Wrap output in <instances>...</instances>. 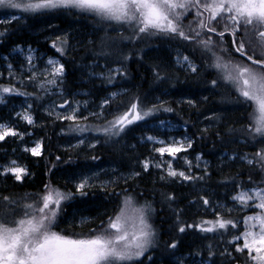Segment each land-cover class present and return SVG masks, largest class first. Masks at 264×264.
<instances>
[{"label":"snow or ice","instance_id":"6c2138e0","mask_svg":"<svg viewBox=\"0 0 264 264\" xmlns=\"http://www.w3.org/2000/svg\"><path fill=\"white\" fill-rule=\"evenodd\" d=\"M0 8L15 9L22 14L34 16L70 15L75 12L77 15L92 17L103 25L104 29L112 28L117 31V37L108 36L105 31V36L101 39L100 51L94 53V62L87 65V68L102 66L99 63L100 59L112 58L115 53L108 49L117 42H127L135 46L137 42L144 43L148 39L157 37L184 43L194 54L199 53L201 63L198 65L188 55L181 53L176 57L177 65L191 73H196L200 67L214 70L216 78L210 81L213 88H216L218 83L230 86L237 94L235 103L252 107V111L248 114L249 123L240 129H230V131L240 132L246 142L264 143V0H0ZM190 15L192 19L185 24V20ZM21 18L22 16L12 15L7 21L0 20V23H12ZM6 31L5 29L4 32H0V37H3ZM226 36L231 42L233 51L247 63L235 61L228 55ZM52 47L60 56H65L69 50L67 34L53 40ZM13 51H23V48L17 46ZM250 51L252 55H249ZM257 54L260 56L259 59L255 58ZM226 56L228 58H225ZM131 58V54L117 55L118 66L109 68L105 72L88 71L87 75L100 77L106 83L112 84L118 76H127L125 65ZM26 60L30 73L27 77L28 81L44 89L46 93L51 92L55 87L62 94L61 85L66 70L59 59H48L47 66L41 72L35 70L34 56L31 52L26 56ZM9 68L11 69V65ZM9 76H14L11 70ZM155 76L157 80L168 78L167 75L162 76L160 71H156ZM5 94L32 95L21 91L15 85H0V103L7 102ZM119 95L120 93L116 92L110 93L109 98L100 105V112L89 115L94 118L102 117L104 109ZM83 105L86 107L87 102H83ZM57 107L69 109L67 115L57 114L56 118L72 122L70 124L72 132L80 134L95 132L107 139H113L120 137L132 125L154 115L163 106L146 107L139 97H135L125 111L114 115L101 126L84 123L89 117L78 115L81 108L79 101L65 99ZM30 110L29 104L16 115L27 124L35 125V118L30 114ZM163 110L173 111L171 108ZM49 115H52L51 111ZM161 124L163 125L164 122L161 121ZM26 134L28 133L0 123V142L8 137L23 141ZM144 139L154 145L152 150L158 153L161 159L159 162L145 159L141 162L143 171L147 172L150 167H155L163 169L166 177H178L189 182L205 179L204 176L191 173L192 162L186 157L181 158L188 165L189 172L172 167V161L177 155L187 152L192 147L193 141L190 138L168 142L153 136ZM34 143V147H25L23 150L32 156H42L43 141ZM79 143L83 144L84 140L81 139ZM156 144L161 146L155 147ZM89 147L95 145L90 144ZM166 153L170 157L168 160L163 159ZM200 159L197 156V160ZM240 159L258 171L261 179L253 181L250 175L248 180L251 187L244 188L237 184L238 191L230 197L234 206L224 207L222 210L224 213H232L239 208L240 211L252 210L253 214L230 219L213 208L214 220L180 226L178 231L183 233L188 229H196L201 233L223 236L231 229L243 227V231L232 235L227 243L234 246L236 253H246L245 264H264V148L258 149L253 154H246ZM7 175H11L15 181L22 182L24 177L31 173L26 166L11 160L7 165L0 164V177ZM98 175L94 173L92 176L82 177L75 185V193L64 192L50 184H45L43 194H37L36 199L30 195L19 198L0 195V264H136L142 261L146 253H150V250L156 247L157 234L150 222V215L154 209L150 204L138 205L130 195L124 196L118 211L106 221H101L99 231L92 229V234L89 236L65 235L62 231L55 230L64 212V203L76 195H88V190L96 187L90 181ZM139 175L140 173H135V176ZM166 177L162 176L161 179ZM166 199L173 200L175 197L168 196ZM200 199L204 206H209L207 198ZM217 208H220V205H217ZM87 222L86 218L81 220L82 224ZM177 246L178 242L168 245L170 249H176ZM208 248L209 257L217 254L212 251L211 245ZM189 255L195 257L200 253L193 252ZM220 255L235 259L232 252L227 249H224ZM146 258L151 260L152 256L149 254ZM177 264H184L183 259H178Z\"/></svg>","mask_w":264,"mask_h":264},{"label":"trees","instance_id":"16d2710c","mask_svg":"<svg viewBox=\"0 0 264 264\" xmlns=\"http://www.w3.org/2000/svg\"><path fill=\"white\" fill-rule=\"evenodd\" d=\"M44 16L35 15L25 23L20 21L0 23V32L7 30L6 34L0 37V41H2L0 42V65L5 61L3 56L9 54V49L12 46L24 44L31 40L36 41L39 38L37 35H31V28L45 24L49 17ZM60 16L58 19L61 21ZM81 17L82 15L76 14L74 20L76 22L88 21L86 18L81 20ZM189 18L191 19V16ZM109 29L113 30L112 28ZM102 34L101 31L97 36L100 37ZM115 36L117 37L118 34L116 33ZM96 38L75 49V51H68L63 58L66 67L65 78L67 83L71 85L69 90L74 91L82 86L87 87L90 96L94 98V102L90 106L92 109L98 106L96 102L108 91V84L101 81L102 79L93 80L89 84L82 82L85 76V66L94 60V53L100 51L99 42ZM225 40L228 41L226 47L230 54L247 63L233 51L227 36ZM118 44L123 48L118 49ZM40 45L43 49L47 48V43ZM168 45L191 50L180 41L157 37L148 39L144 43L137 42L135 46L127 42H118L112 45V51H115V55L131 54L132 56L126 62L125 69L127 72L125 77L128 80L124 85L127 86L128 90L115 99L110 111L106 110L105 112L107 116L101 118L99 123L95 122L94 117L89 116V110H83L82 116L89 117L84 123L91 126H101L105 124L106 120H110L114 115L125 111L127 105L135 97H139L144 106L150 107L159 105L155 104L156 97L164 93L165 89L173 91V94L165 97L164 105L160 104L163 106L160 111L132 125L120 137L107 139L95 132L84 134L72 132L70 130L71 123L46 115L37 105L36 123L28 126L25 131L29 133L28 138L43 141V155L36 157L24 152L23 161L31 175L25 176L22 182L15 181L11 175L0 177V195L16 198L30 195L36 199L37 194H43L45 184H50L64 192L75 193L76 187L72 185L71 177L79 169L90 164L106 162L116 165L122 170L139 169V161L151 154H149V145L140 143L138 135L146 130L144 126L147 123L156 119V115L158 117L159 113L165 112L164 108L173 109V111H166V114H170L186 125L187 134L193 141V153L202 152L206 157L213 160V154L219 155L226 149L237 150L236 146L249 154H253L255 149L264 148V143L249 146L248 144L245 146L237 145L238 140L245 139V137L238 131H230V129H240L249 123L248 114L252 111L251 105L244 106L235 103L237 94L230 86L218 83V86L213 88L210 81L216 78V74L209 69L200 67L197 74H189L182 73L180 69L175 68L172 61L173 53L168 51ZM49 49L55 50L50 47ZM53 52L57 54L56 50ZM149 53H154V55L149 56ZM108 62L110 63V61ZM156 71H160L162 76L167 75L168 78L157 80ZM98 82L100 83L98 84ZM195 87L197 89L194 91L193 88ZM190 93H193L194 99L197 100L196 106L190 107L185 103H178L180 97L185 94L189 96ZM200 96L204 99H198ZM16 101L15 96L11 95L8 101L0 107L1 120H9L11 117L9 109L15 105ZM208 115L210 116L207 117ZM203 118H206L208 122L204 123ZM206 125L207 127H205ZM63 129H65V133H62ZM85 134L98 137L99 142L95 144V147L72 148L67 146L69 140ZM11 147L8 139L0 142V162L7 157ZM57 157L60 159L58 160ZM139 173V176L122 180L110 186L93 187L88 190V195H76L73 199L66 201L63 205L64 212L60 216L58 227L55 230L62 231L65 235L89 236L92 234V229L99 231L100 222L106 221L109 216L115 214L124 196L130 195L138 204H150L151 208L154 209L150 215V222L157 234L156 247L150 250V253H146V257L150 254L152 259L148 260L145 257L136 264H171V259L176 254L198 251H201L202 256L214 264H245L244 255L246 253H236L234 246L227 243L232 235H237L242 231V227L231 229L229 233L223 236L214 233H201L196 229H188L181 233L178 228L189 224H198L203 220H214L215 214L210 210L212 201H230V197L237 191V184H240L241 187L252 186L248 180L250 175L253 181L261 179L258 171L240 161L228 162L221 166L215 164L205 171L195 173V175L204 176V180L183 183H164L153 169ZM200 185L207 186L212 193H197V187ZM168 196H174L175 199L168 200L166 199ZM201 197L209 200V206L203 205ZM201 209H206L207 212ZM221 215L225 218L236 219L241 216V212H222ZM85 218L88 222L82 224L81 220ZM173 242H178L176 249L168 247ZM209 245H211L212 251L217 253L215 256L209 257ZM224 249L232 252L235 259L221 256L220 253Z\"/></svg>","mask_w":264,"mask_h":264},{"label":"rangeland","instance_id":"374dc122","mask_svg":"<svg viewBox=\"0 0 264 264\" xmlns=\"http://www.w3.org/2000/svg\"><path fill=\"white\" fill-rule=\"evenodd\" d=\"M0 13H1L0 20L2 21H7L8 19H10L12 15H16V16H22V18L17 21H20L23 23L28 22L31 19V17L34 16L31 14H22L19 10L4 9V8H0ZM70 15H63V14L45 15L44 17H47V16L49 17L48 21L45 24H40L39 26H36L33 29L31 28V35L39 36V38L36 39V41L31 40L24 44L23 43L16 44L9 49L10 51L8 55L3 56L5 61L0 65V73L3 74V75H0V80H1L0 85H5V86L15 85V87L19 88L21 91H26L28 93H31L32 95L30 96L13 95L15 96L17 101L15 102V105H12L11 108L9 109L11 117H9V120L0 119V123L8 124L9 126L16 128L20 132L26 133L25 129H27L28 126H32V125L27 124L23 119H21L20 117H17L16 113L22 112L29 104L31 105L30 114L34 116L35 122H36V114H37V110H36L37 105H39V108L40 110H42L43 113H45L48 116H53L55 118L57 114H61V115L68 114L69 112L68 108L57 107L59 104H62L65 99H67L68 101L81 102V108H80L78 115L82 116L83 110L88 111L90 109V106L94 102V98L90 96V91L87 87L82 86L80 88H76V90L74 91H70L69 88L71 85L68 84L66 81V78H64L63 84L61 85L62 90H63L62 94L60 93V90L55 87L51 89V92L46 93L44 89L34 86L33 82L27 80V77L30 75V73L28 71V64H27L26 56L30 52L34 56L33 63L35 65V70L37 72H41L45 69V67L47 66V60L50 58L59 59L60 62L65 65V62L63 60L65 56H60L58 52L57 54H55L53 52L55 50L52 51L51 49H49V47L53 48L52 41L55 40L57 37H63L65 34H67L68 48H69L68 51H75V49H78L79 47L87 43H90L95 37H97L96 40H98L99 46H101L100 41L105 36V31H107L108 36H111V37L115 36L116 33L118 34L117 31L115 32L114 30H111L109 28L104 29V26L99 24L92 17H85L82 15L81 20H84V18H86L88 19V21H85V22L77 21L76 22L74 20L76 16L75 12H73ZM58 16L61 17V21L58 19ZM189 17L188 19L185 20V24H187L188 20H190ZM92 22L98 23V24H93ZM6 23L7 22L2 23V24H6ZM101 31L103 32L102 36L100 37L97 36L99 35ZM44 43H47V48L45 49H43V47L40 45ZM17 46H21L23 48V51H13L14 49L17 48ZM112 47L109 50L111 52H113ZM121 47L123 48V46H119L118 44L117 48L121 49ZM168 48H169L168 51H170V53H173L172 61H173V66L175 68L180 69L182 73L197 74V72L199 71V68L196 73H191L187 71L186 68L182 69L180 66L177 65L176 57L179 54L183 53L184 55H188L192 60H194L199 65L201 63L200 62L201 58L199 56V53L194 54L193 51L191 50L189 51L187 49L174 47L171 45H168ZM252 54L253 53L250 51L249 55H252ZM151 55H154V53H149V56ZM228 55H230L231 58L235 61L243 62L241 59L235 56H232L229 51H228ZM116 56L117 55H114L110 59H101L99 63L102 66H98L95 68H87V65L92 64L94 62V60L90 61L85 66V76L82 82L84 84H89L93 80L97 81V80L102 79L100 77H89L87 75V72L88 71L105 72L109 68L118 66L117 61H116ZM225 58H228V57L226 56ZM255 58L259 59L260 56L257 54ZM108 61H110V63ZM9 65H11V69L9 68ZM125 69H126V65H125ZM10 70L14 73V76H9ZM65 70H66V67H65ZM209 70L215 73L214 70L212 69H209ZM65 77H66V72H65ZM127 80L128 79L125 76H118L114 83L112 84L107 83L109 86V87L107 86L108 91L104 94V96L100 97L99 101L96 102L98 103L97 107H94V109H92L91 107L92 111L90 113H94V112L99 113L101 110L100 105L105 99L109 98L110 93L116 92V93H120L121 95L122 93L126 92L128 88L124 84L125 82H127ZM101 81H104V80L102 79ZM99 83L100 82H98V84ZM196 89L197 87L193 88L194 91ZM162 94H164L165 96H163ZM162 94L157 95L155 104L164 105L165 100H166L165 97L169 96L170 94H173V91L165 89L164 93ZM9 96L11 95L5 94L6 101H8ZM202 98L204 99V97L202 96L198 97V99L200 100H202ZM85 101L87 102L86 107L83 105V102ZM190 101L193 103H189ZM178 103L179 104L185 103L188 106L192 107V106L197 105V100L194 99L193 93H190L189 96H186L185 94L184 96L180 97L178 100ZM4 104L5 103H0V107ZM111 106H112V103L104 109L102 117L94 118L96 123L97 122L99 123L101 118H103L104 116H107L105 112L106 110L110 111ZM49 111L52 112V115H49ZM159 114L160 115L158 117L156 115V119H154L150 123H147L146 126H144L146 130L138 135V140L140 141V143H143V144L147 143V145H149L148 147H150V149L152 150L154 145L151 142L144 139L147 136L157 137L158 139L164 140L166 142L171 141V140H181V139H184L185 137L190 138L189 135L187 134V127L184 123L172 117L170 114H166V111L163 113H159ZM209 116L210 115H208L207 117ZM59 120L72 123L68 120H63V119H59ZM161 121L164 122L163 125L161 124ZM202 121L204 123L208 122L206 118H203ZM205 127H207V125ZM62 133H65V129L62 130ZM28 134L24 136L23 141L17 138H14V137L7 138L10 144L12 145V147L9 153L7 154V157L5 158V160L1 161L0 164L7 165L9 161L16 160L21 166H26L23 161L24 159L22 156L23 153L25 152L23 149L25 147H29V148L34 147L35 146L34 142L40 141L39 139L28 138ZM81 139L84 140L83 144L79 143ZM97 141H98L97 136H92L91 134H85L83 136L75 137L74 139L69 140V142H67V146L72 147V148H80L82 146L89 147L90 144L95 145ZM240 144L244 146L248 144L249 146L253 143L250 141L246 142L245 139L241 138L238 140L237 145H240ZM160 146L161 145L159 144L155 145V147H160ZM236 147H237V150L226 149L222 151L217 156V160L214 161L206 157L202 152L193 153L192 152L193 144H192V147L188 149L187 152H181L177 155V158L172 161V167L177 170L189 172L188 165L185 164L184 160L181 157H186L187 160L192 162V166L190 169L192 174L197 173V171H205L206 169H208L209 167L215 164L218 166H221L228 162H234V161L243 162L240 159V157H243L244 155L249 154V153H245L244 149H238L239 146H236ZM256 151L257 149H255L254 153ZM197 156L201 158L199 161L197 160ZM233 156L237 158L232 159L231 157ZM145 159H154L155 161L159 162L161 157L158 153H155L152 150L151 155L139 161V164H138L139 169H133L130 171L122 170L116 165H105V166L97 167V168H84L76 172L71 177V183L75 187V185L80 182L82 177L92 176V174L98 173L99 174L98 177L90 182L95 184L96 186H110L114 183H119L122 180L131 179L135 176V173H139L140 171H143L141 162L144 161ZM163 159L168 160L170 159V157L166 153ZM150 169H153L157 172L161 181L180 182V183L187 182L178 177L177 178L166 177V173L164 172L163 169H158L155 167H150L149 170ZM162 176H165L166 178L161 179ZM243 187L248 188L251 186H243ZM196 192L199 194L212 193L210 192V189H208V187L205 185L198 186ZM138 205H143V204H138ZM217 205H220V208H217ZM233 206H234V202L232 200L230 201L213 200L211 203L210 210L212 211L213 208H216L217 211H220V213H222L223 212L222 209L224 207L232 208ZM201 210L206 211V209H201ZM237 212H241L240 218H242L245 215L253 214L252 210L240 211L239 208H237L236 211L232 213H237ZM242 231H243V227H242ZM198 252L200 253V255L195 256V257L190 256L189 253L176 254L171 259V264H177L178 259H183L184 264H213L211 260L202 256L201 251H198ZM160 264H166V263H160Z\"/></svg>","mask_w":264,"mask_h":264},{"label":"bare ground","instance_id":"6f19581e","mask_svg":"<svg viewBox=\"0 0 264 264\" xmlns=\"http://www.w3.org/2000/svg\"><path fill=\"white\" fill-rule=\"evenodd\" d=\"M149 152H150L149 154H151V153H152V150L150 149ZM217 156H218V155H215V154L212 155L214 161L217 160ZM4 160H5V159H4ZM4 160H2V161H4ZM105 165H111V164H108V163H106V162H102L101 164H90V165H87V166H85V167H82L81 169H84V168H97V167H102V166H105ZM81 169H79V170H81ZM79 170H78V171H79ZM130 170H131V169H128V170H126V171H130ZM78 171H77V172H78ZM164 183H173V182H167V181H164ZM177 183H180V182H177Z\"/></svg>","mask_w":264,"mask_h":264}]
</instances>
